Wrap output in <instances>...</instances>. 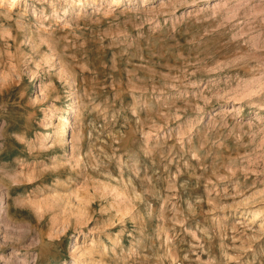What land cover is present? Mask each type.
I'll use <instances>...</instances> for the list:
<instances>
[{
  "label": "rangeland",
  "instance_id": "obj_1",
  "mask_svg": "<svg viewBox=\"0 0 264 264\" xmlns=\"http://www.w3.org/2000/svg\"><path fill=\"white\" fill-rule=\"evenodd\" d=\"M103 263L264 264V0H0V264Z\"/></svg>",
  "mask_w": 264,
  "mask_h": 264
},
{
  "label": "bare ground",
  "instance_id": "obj_2",
  "mask_svg": "<svg viewBox=\"0 0 264 264\" xmlns=\"http://www.w3.org/2000/svg\"><path fill=\"white\" fill-rule=\"evenodd\" d=\"M71 107L65 109L64 112L67 111V114L62 115L60 118H59V116H58V114L56 112L52 113L51 119H50L49 122H51L52 124L51 123L50 124L53 125L54 127L55 126H57V127L59 126L60 129H58L55 132L46 131L45 133H43L42 140L44 142H48V143H52L53 141L60 142L61 140L63 141V139L68 136V134H69V131H68V128H69V116H70L71 111H72V108ZM58 119H59V121H58ZM112 242L113 243L115 242V238H112Z\"/></svg>",
  "mask_w": 264,
  "mask_h": 264
}]
</instances>
